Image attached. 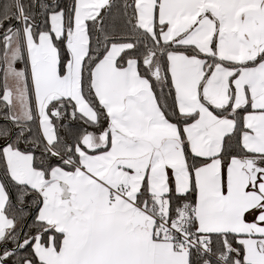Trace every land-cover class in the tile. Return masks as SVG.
I'll list each match as a JSON object with an SVG mask.
<instances>
[{
    "label": "snow or ice",
    "instance_id": "obj_1",
    "mask_svg": "<svg viewBox=\"0 0 264 264\" xmlns=\"http://www.w3.org/2000/svg\"><path fill=\"white\" fill-rule=\"evenodd\" d=\"M0 264H264V0H0Z\"/></svg>",
    "mask_w": 264,
    "mask_h": 264
}]
</instances>
